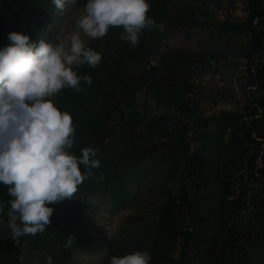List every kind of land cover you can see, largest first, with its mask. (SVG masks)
<instances>
[{
    "label": "trees",
    "instance_id": "1",
    "mask_svg": "<svg viewBox=\"0 0 264 264\" xmlns=\"http://www.w3.org/2000/svg\"><path fill=\"white\" fill-rule=\"evenodd\" d=\"M148 3V16L157 27L144 30L136 46L119 39L122 28H110L102 39H88L86 46L100 52L102 61L95 68L84 65L74 70L81 77H91V85L81 80V91L66 88L53 98L61 111L73 116L76 140L70 151L79 157L82 148L91 146L97 150L95 158L101 166L92 170L93 175L78 187L71 200L49 205L54 212L43 233L10 236L6 243L11 255L0 264H26L20 250L24 243L33 251L51 256L53 264H71L78 249L92 240L88 228L99 199L106 197L112 207L126 206L141 177L161 163L170 166V173L182 163L189 167L181 175L179 193L167 191L166 199L157 208L150 264H188L187 251L192 248L198 264H228L229 248L238 249V243L252 233L264 250V0H248L243 26L249 29L243 54L247 61L246 84L247 90L254 93L246 105L234 111L219 110L213 117L223 128H232L233 135L227 143L217 140L216 150L203 162L192 157L188 135L212 118L183 121L193 108L181 82L187 81L197 56L174 52L168 60L162 57V67L152 62L158 49L155 34L159 25L179 29L187 24L210 27V23L192 20V6L183 7L179 0ZM170 6L176 11L171 12ZM55 13L52 0H0V50L10 44L8 37L13 32L27 35L30 42L42 40ZM216 32L224 33L221 26ZM142 89L159 102L176 104L179 115H141L136 109V97ZM224 157L231 164L241 163L249 179L259 185L253 200L248 202L243 192L234 195ZM188 178L189 186L185 185ZM201 180L206 188L200 203L204 198L208 208L201 211L199 203L196 211H188L191 195L196 193L194 187ZM11 199L7 187L0 184V205L4 208L0 227L8 225ZM248 206L254 209L252 218L238 233L229 223L236 216L241 218ZM70 237L72 242L68 241ZM177 245L180 250L175 258L171 251ZM246 247L242 249L244 253Z\"/></svg>",
    "mask_w": 264,
    "mask_h": 264
},
{
    "label": "rangeland",
    "instance_id": "2",
    "mask_svg": "<svg viewBox=\"0 0 264 264\" xmlns=\"http://www.w3.org/2000/svg\"><path fill=\"white\" fill-rule=\"evenodd\" d=\"M174 0H169L172 3ZM183 7L192 6L191 19L195 22L210 23V27L202 25H185L179 29L171 27L156 31L157 52L153 55V63L162 67V57L168 60L171 54L183 52L197 56L186 80L192 83L187 92L193 113L185 120L194 122L207 116L212 118L197 132L189 133L188 139L192 149V157L200 162L212 155L216 150V141L222 139L228 142L232 128H223L221 122L213 117L219 110L234 111L249 102V96L254 92L247 90L248 74L246 59L243 57L247 49L249 29L243 27L248 11V0H179ZM87 0H77V5L67 6L64 12L56 10L54 19L48 31L43 35L45 42H55L56 36H65L73 31L75 20L83 11ZM171 12L176 10L170 6ZM221 26L224 33L217 35V28ZM232 26L236 29H230ZM85 43L88 41L84 37ZM163 54V55H161ZM208 59L211 61L209 62ZM264 60V56L262 58ZM219 76V78H217ZM258 95V92H255ZM186 97V98H187ZM136 109L146 115L178 116L180 111L176 104L169 101H157L146 89L139 90L136 97ZM199 134V135H198ZM232 151V148H228ZM226 171L232 176L234 195L243 192L247 201L254 199L259 185L253 183L241 163L231 164L227 157ZM188 163H182L177 171L170 173V166L166 163L155 165L134 186L129 203L123 207H112L110 200L101 197L100 204L95 208L88 228L92 240L85 248L78 249L71 264H109L113 256L122 257L136 251L150 252V245L154 239L157 208L166 199L167 191L179 193L181 175ZM190 172V170L188 171ZM190 178L186 184L190 183ZM193 182V181H192ZM206 183L202 180L194 187L195 194L191 199L205 197ZM192 193V192H191ZM232 195L231 197H233ZM230 197V198H231ZM201 211L207 209L203 198ZM253 207L248 206L241 218L237 216L229 223L234 225L238 233L244 231V226L252 218ZM205 214V212H204ZM12 236L8 225L0 227V260L11 255L6 240ZM247 245L245 253L242 250ZM228 253V264H259L264 261V250L255 234L248 236L238 243ZM21 256L26 264H47L48 257L30 249L26 243L20 247ZM180 246L171 251L173 257L178 256ZM188 264H198L194 249L187 251ZM247 255V256H246ZM247 258V263L244 262ZM53 264V262H52Z\"/></svg>",
    "mask_w": 264,
    "mask_h": 264
},
{
    "label": "clouds",
    "instance_id": "3",
    "mask_svg": "<svg viewBox=\"0 0 264 264\" xmlns=\"http://www.w3.org/2000/svg\"><path fill=\"white\" fill-rule=\"evenodd\" d=\"M52 2L61 13L66 5H77V0ZM149 10L148 0H87L74 30L56 36L55 42H30L22 33L9 34L10 44L0 50V184L12 197L7 215L14 238L43 233L54 212L49 205L71 200L101 166L91 146L82 148L79 157L70 151L76 140L73 116L53 99L66 88L81 91V80L91 85V77H81L74 69L95 68L103 57L86 46L84 37L102 39L110 28H122L119 39L136 46L144 30L157 27ZM150 261L147 251H136L113 256L109 264ZM47 264H52L51 256Z\"/></svg>",
    "mask_w": 264,
    "mask_h": 264
},
{
    "label": "water",
    "instance_id": "4",
    "mask_svg": "<svg viewBox=\"0 0 264 264\" xmlns=\"http://www.w3.org/2000/svg\"><path fill=\"white\" fill-rule=\"evenodd\" d=\"M153 63V62H152ZM181 85L183 87V89L186 91V92H189L191 87H192V83L189 82V81H182L181 82ZM197 202H198V197L194 196L190 202L188 203L187 205V210L188 211H191V212H194L196 211L197 209Z\"/></svg>",
    "mask_w": 264,
    "mask_h": 264
},
{
    "label": "built area",
    "instance_id": "5",
    "mask_svg": "<svg viewBox=\"0 0 264 264\" xmlns=\"http://www.w3.org/2000/svg\"><path fill=\"white\" fill-rule=\"evenodd\" d=\"M217 78H219V76Z\"/></svg>",
    "mask_w": 264,
    "mask_h": 264
}]
</instances>
